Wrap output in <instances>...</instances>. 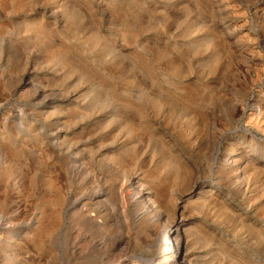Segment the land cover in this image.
Masks as SVG:
<instances>
[{"label": "rangeland", "instance_id": "obj_1", "mask_svg": "<svg viewBox=\"0 0 264 264\" xmlns=\"http://www.w3.org/2000/svg\"><path fill=\"white\" fill-rule=\"evenodd\" d=\"M122 169L190 264H264V0H0V264H163Z\"/></svg>", "mask_w": 264, "mask_h": 264}, {"label": "bare ground", "instance_id": "obj_2", "mask_svg": "<svg viewBox=\"0 0 264 264\" xmlns=\"http://www.w3.org/2000/svg\"><path fill=\"white\" fill-rule=\"evenodd\" d=\"M219 93V92H218ZM214 94V93H213ZM226 95V94H225ZM224 95V97H225ZM72 96V95H71ZM227 96V95H226ZM236 108V107H235ZM239 108V107H238ZM49 110V109H48ZM211 114V112H210ZM211 117V116H209ZM212 119V117H211ZM208 120V119H206ZM205 121V120H204ZM211 121V120H210ZM208 121V122H210ZM207 122V123H208ZM206 123V122H205ZM213 123V121H212ZM186 124V123H185ZM198 124V122H197ZM211 124V123H210ZM209 124V125H210ZM214 124V123H213ZM217 125V124H216ZM186 126V125H185ZM204 127V126H203ZM206 129V128H205ZM204 131V129H203ZM221 138V137H220ZM120 139V138H119ZM118 139V140H119ZM195 139V138H194ZM200 141V140H199ZM118 143H121V142H118ZM129 143V142H127ZM236 143V142H235ZM194 145V144H193ZM236 145L234 144L232 146V148H230L228 150V155H230V160H232L233 162L237 161V158L235 157L238 152V148L235 147ZM243 145H241V148H242ZM121 147V146H120ZM207 147V146H206ZM240 147V146H239ZM193 148V147H192ZM108 149V148H107ZM170 149V148H169ZM174 149V148H172ZM199 151H200V148H198ZM210 149H211V146H210ZM100 150V149H99ZM212 150V149H211ZM210 150V151H211ZM240 150V149H239ZM246 150V148L244 149ZM108 151V150H107ZM106 151V152H107ZM172 151V150H171ZM175 151V150H174ZM173 151V152H174ZM242 151V149H241ZM101 152V150H100ZM123 152V151H122ZM181 152V151H180ZM201 152V151H200ZM206 152V151H205ZM217 152V151H216ZM102 153V152H101ZM110 153V152H109ZM112 153V152H111ZM178 153V152H177ZM244 153V152H243ZM105 154V152H104ZM103 154V155H104ZM107 154V153H106ZM216 154V153H215ZM97 155V154H96ZM183 155V153H182ZM209 155V154H208ZM238 155V154H237ZM247 155V154H246ZM94 156V155H93ZM102 156V155H100ZM210 156V155H209ZM240 156V155H239ZM105 157V156H104ZM123 157V155H122ZM180 157H181V154H180ZM228 157V156H227ZM246 157V156H245ZM249 157V156H248ZM247 157V158H248ZM98 158V157H97ZM125 158V156L123 157ZM132 158V157H131ZM156 158V157H155ZM154 158V161L156 160ZM183 158V157H181ZM217 158V157H216ZM221 158V157H220ZM224 158V156L222 157ZM104 159V158H103ZM107 159V158H106ZM130 159V158H129ZM244 159V158H243ZM251 159V158H250ZM124 160V159H123ZM131 160V159H130ZM181 160V159H179ZM245 160V159H244ZM121 161V160H120ZM125 161V160H124ZM174 161V160H173ZM222 161H225V159ZM96 162V161H95ZM122 162V161H121ZM120 163V162H118ZM124 163V162H122ZM245 163V161H244ZM10 164V163H9ZM83 164V163H82ZM177 164V163H176ZM175 164V165H176ZM218 164V163H217ZM236 164V163H235ZM84 165V164H83ZM112 165V164H111ZM130 164H128V167H129ZM251 165V164H250ZM122 166V165H121ZM229 166V165H228ZM17 164L12 162L10 165H8L6 168H4L3 170H5V172L3 173L6 178H10L11 175L15 172V168H17ZM120 167V166H119ZM127 167V165H126ZM88 168V167H87ZM115 168V167H114ZM118 168V167H117ZM121 168V167H120ZM119 168V169H120ZM124 168V167H123ZM132 168V166H131ZM227 168V167H226ZM127 169V168H125ZM129 169V168H128ZM221 169V168H220ZM238 169V168H237ZM123 170V169H122ZM134 170V169H133ZM14 171V172H13ZM193 171V170H192ZM132 172V171H131ZM195 172V171H194ZM240 173V172H239ZM133 174V173H132ZM137 175V174H136ZM121 176L120 179L118 180V182L116 183V186L114 187L113 185V190L116 188V195L119 199V202H120V209H121V213L122 214H126L128 212V210H130L131 208H135V216H133L134 218V226L137 227L140 231H142L141 233H143L144 237L146 238H149V239H155L157 240V245H158V248H159V252H160V261H163V264H190V262L187 261V255H188V251H189V244H190V239L188 238V235H187V229L184 227V225L181 223V221H179V219L177 218V211L178 209L183 208V206H180L177 205L178 202H177V211L175 212V215L173 218L170 217L169 213L162 210L161 209V206L159 208V205L161 204H158L160 201V203H162L160 200L161 198L156 196V195H152L151 192L148 191L147 188L145 187H142V183L140 179H136L135 177L132 178L130 175L127 174V171H121ZM138 176V175H137ZM236 176V175H235ZM193 177V176H192ZM233 177V176H232ZM142 178V177H141ZM145 178V177H144ZM161 178V177H160ZM194 178V177H193ZM229 178V177H228ZM107 179V178H106ZM200 179V178H199ZM235 179V178H234ZM116 180V179H115ZM205 182V181H204ZM112 183H114L112 181ZM191 183V182H189ZM201 183V182H200ZM199 183V184H200ZM111 184V182H110ZM192 184V183H191ZM194 184V185H193ZM193 186H191V188L188 190V192L182 197L183 199H186L187 200H190V201H193V202H198L200 201L202 198L204 199H208L210 198L209 195H204L203 197L199 195V193H203V191H200V192H195L193 191V188L194 186L197 184V181L196 182H193ZM214 184V183H213ZM147 185V184H146ZM198 185V184H197ZM247 185V184H246ZM249 185V184H248ZM112 186V184H111ZM161 185H159L158 188H160ZM163 186V185H162ZM168 186V184H167ZM189 186V187H190ZM150 187V186H149ZM148 187V188H149ZM219 187V186H218ZM246 187V186H245ZM157 188V189H158ZM166 188V187H165ZM242 188V187H241ZM249 190V189H248ZM209 191V189L205 190V192ZM98 192V191H97ZM109 192H111V190L109 189ZM93 193V192H92ZM95 193H93L94 195ZM99 194V193H98ZM102 194V193H101ZM109 193L106 192V195H108ZM239 194V193H238ZM103 195V194H102ZM115 195V194H114ZM164 195V194H163ZM169 195V194H168ZM237 195V194H236ZM166 196V195H165ZM182 196V195H181ZM92 197V196H91ZM166 198V197H165ZM179 198V197H178ZM84 199V198H83ZM96 199V198H95ZM117 199V200H118ZM249 199V198H248ZM247 199V200H248ZM82 200V199H81ZM92 200V199H91ZM100 200V199H99ZM97 200V201H99ZM253 200V199H252ZM172 201V200H171ZM178 201V200H177ZM118 202V203H119ZM168 202V201H167ZM189 202V201H188ZM248 202V201H247ZM81 203V202H80ZM174 203V202H173ZM174 204V205H175ZM87 205V204H86ZM163 205V203H162ZM89 206V205H88ZM86 206V207H88ZM119 206V205H118ZM164 206V205H163ZM92 207V206H91ZM90 207V209H91ZM170 207V206H169ZM163 208V207H162ZM88 209V210H90ZM95 209V208H94ZM99 209V208H98ZM87 210V209H86ZM81 211V210H80ZM102 211V210H101ZM108 212V211H107ZM81 213V212H80ZM85 213V212H84ZM97 213V212H96ZM95 213V214H96ZM183 213V212H181ZM134 214V213H133ZM186 214V213H185ZM82 215V214H81ZM107 215V214H106ZM109 215V214H108ZM129 215V214H128ZM83 216V215H82ZM85 216L89 219V221H91V223H95V224H98L99 222L97 221V216L96 217H93L91 215H87L85 214ZM123 216V215H122ZM121 216V217H122ZM179 216V215H178ZM193 216V215H191ZM84 217V216H83ZM104 217V216H103ZM109 218V217H108ZM191 218V217H190ZM86 219V218H85ZM107 220V217L105 218ZM104 219V220H105ZM83 220V219H82ZM105 220V221H106ZM39 221V220H38ZM80 221H81V218H80ZM102 221V220H101ZM185 221V220H184ZM199 221V220H198ZM88 223V221H86ZM130 222V221H129ZM219 222V221H218ZM35 223H42V222H35ZM55 223V222H54ZM91 223H88L90 224V226L92 225ZM101 223V222H100ZM108 223V222H107ZM200 223V222H199ZM34 224V223H33ZM43 224V223H42ZM41 224V225H42ZM52 224V223H51ZM85 224V223H84ZM50 225V224H49ZM99 225V224H98ZM38 226V225H37ZM40 226V225H39ZM39 226L37 227V229L39 228ZM44 228H45V225H42ZM40 226L41 230H39V234H42L43 232H45L46 230ZM48 226V225H47ZM46 226V228H47ZM89 226V225H88ZM97 226V225H96ZM36 227V226H35ZM51 227V226H48V228ZM87 227V226H86ZM129 227V225H128ZM104 229V227H102ZM50 229V228H49ZM109 229V228H108ZM129 229V228H128ZM201 229V228H200ZM48 230V229H47ZM91 230V229H90ZM95 230V229H94ZM38 231V230H36ZM49 231H46V233H48ZM92 232V230H91ZM98 232V230H97ZM96 232V233H97ZM21 233V232H20ZM94 233V232H93ZM131 233H134L133 231ZM138 234L137 231H135V234ZM12 234V233H11ZM14 234V233H13ZM12 234V235H13ZM26 234V233H25ZM39 234H37L39 236ZM209 234V233H208ZM10 234H8L7 236H9ZM87 235V234H86ZM139 235V234H138ZM142 235V234H141ZM140 235V236H141ZM129 236V235H128ZM2 237V235H1ZM5 237V240H6V236H3ZM83 237V236H82ZM102 237V236H101ZM130 237V236H129ZM128 238V237H126ZM136 238V237H135ZM138 238V236H137ZM144 238V239H146ZM16 239V238H15ZM120 239V238H119ZM123 239V238H122ZM129 239V238H128ZM139 239V238H138ZM143 239V238H142ZM149 239H147V241H149ZM4 240V241H5ZM10 240V239H9ZM8 240V241H9ZM140 240V239H139ZM7 241V242H8ZM13 240H11V243H12ZM121 241V240H120ZM135 241V240H134ZM142 241V240H141ZM151 241V240H150ZM89 242V241H88ZM98 242V241H97ZM101 242V241H100ZM116 242V241H115ZM119 242V241H117ZM132 242V241H130ZM144 242V241H143ZM93 243V242H92ZM120 243V242H119ZM123 243V242H122ZM175 244L176 243V246L178 248V250L176 251L175 253V245L174 247L171 246L170 244ZM105 243H103L104 245ZM135 244V243H134ZM142 244V243H141ZM148 245V243H146ZM80 245V244H79ZM95 245V243H94ZM99 245V244H98ZM131 245V244H130ZM139 245V243H138ZM144 245V244H143ZM142 246V245H141ZM140 246V247H141ZM97 247V245L95 246ZM143 247V246H142ZM98 248V247H97ZM118 248V247H117ZM139 248V246H138ZM137 248V249H138ZM135 249V248H134ZM136 249V250H137ZM133 250V249H132ZM151 250V249H150ZM83 251V250H82ZM120 251V250H119ZM128 251V250H126ZM131 251V250H130ZM138 251V250H137ZM135 251V252H137ZM147 251V250H146ZM134 252V251H133ZM142 252V251H141ZM83 253V252H82ZM125 254V251L123 252ZM129 253V252H128ZM153 253V251H152ZM156 253V252H155ZM194 253V251H193ZM136 254V253H135ZM144 254V253H143ZM130 255V254H129ZM134 255V254H133ZM8 256V255H7ZM10 256V255H9ZM12 256V255H11ZM131 256V255H130ZM143 256V255H141ZM154 256V255H153ZM113 257V256H112ZM111 257V262L112 259H114V257L112 258ZM116 257H119V256H116ZM11 258V257H10ZM126 258V257H125ZM106 260V259H105ZM109 260V259H108ZM137 260V259H136ZM116 261V260H114ZM120 261H121V257H120ZM126 261V260H125ZM131 261V260H129ZM96 262V261H94ZM99 262V261H98ZM97 262V263H98ZM101 263V262H100ZM105 263V261H104ZM104 263H101V264H104ZM107 263V262H106ZM110 263V261H109ZM116 263V262H114ZM118 263V262H117ZM139 263V262H138ZM159 263V261H158ZM112 264V263H111ZM157 264V262H156Z\"/></svg>", "mask_w": 264, "mask_h": 264}]
</instances>
